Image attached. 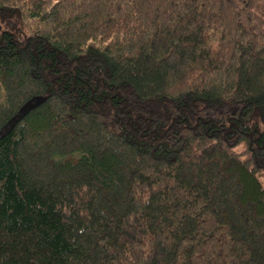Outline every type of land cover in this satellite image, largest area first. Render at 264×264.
I'll list each match as a JSON object with an SVG mask.
<instances>
[{
    "label": "trees",
    "instance_id": "16d2710c",
    "mask_svg": "<svg viewBox=\"0 0 264 264\" xmlns=\"http://www.w3.org/2000/svg\"><path fill=\"white\" fill-rule=\"evenodd\" d=\"M0 264H264V0H0Z\"/></svg>",
    "mask_w": 264,
    "mask_h": 264
}]
</instances>
